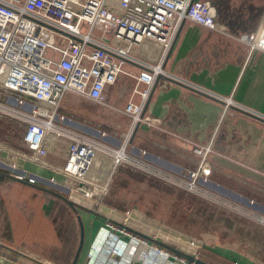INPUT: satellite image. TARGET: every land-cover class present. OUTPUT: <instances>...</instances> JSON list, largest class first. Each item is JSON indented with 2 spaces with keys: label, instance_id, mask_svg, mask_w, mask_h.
<instances>
[{
  "label": "built area",
  "instance_id": "built-area-1",
  "mask_svg": "<svg viewBox=\"0 0 264 264\" xmlns=\"http://www.w3.org/2000/svg\"><path fill=\"white\" fill-rule=\"evenodd\" d=\"M184 21L230 35L207 0H0V117L8 116L24 127L19 147L0 145L4 153L0 161L9 174L36 183L34 174L16 161L53 172L59 177H51L49 182L64 186L70 200L72 196L89 199L98 206L91 208L100 212L117 170L127 166L168 184L177 185V181L187 191L234 209L200 185L212 171L208 157L213 153L215 134L235 109L230 96L209 94L221 109L208 139L192 146L197 161L186 174H170L127 150L136 126L142 123L161 128L159 118L145 114L146 104L157 78L171 79L162 64ZM95 29L103 36H96ZM235 37L246 45L248 53H264V15L253 31ZM146 41L163 49V55L150 63L132 54L133 48ZM127 63L139 67L132 91L138 98L129 99L122 112L130 119L129 129L122 133L103 131L104 136L118 141L114 145L102 142L67 124L71 118L60 110L65 95L71 92L104 105L107 87L125 74L123 65ZM49 157L63 163L56 165ZM103 215L105 224L99 235L107 242V254L100 262L110 259L114 264H125L121 259L127 254L129 264H133L141 259L142 249L155 256V262L156 256L168 258L167 252L147 243L146 238L168 242L180 251L187 248L197 258L196 250L171 232L142 234L125 223L130 217L127 213L120 220L108 212ZM247 216L264 226V215ZM96 254L94 249L89 256ZM181 263H185L183 257L176 264Z\"/></svg>",
  "mask_w": 264,
  "mask_h": 264
},
{
  "label": "crops",
  "instance_id": "crops-1",
  "mask_svg": "<svg viewBox=\"0 0 264 264\" xmlns=\"http://www.w3.org/2000/svg\"><path fill=\"white\" fill-rule=\"evenodd\" d=\"M207 1L215 7L218 20L227 27L230 35L190 21L183 22L164 61L163 69L171 79L157 78L145 109L147 116L162 121L161 128L154 129L141 123L134 130L127 150L157 167L178 175L186 174L197 161L192 146L208 139L221 109L220 103L209 94L230 96L235 109L215 134L213 153L208 157L212 171L200 180V185L235 207L213 205L205 199L207 207H194L205 214L207 221L199 225V219L189 214L188 223L191 224L181 234L185 241L196 243L197 258L207 263L264 264V251L257 248V234L264 233V229L258 227V221L247 216L264 215V53H248L246 45L235 37L255 29L264 15V0ZM152 45L149 41L144 42L145 49L154 48ZM123 70L132 75L122 74L107 87V91L119 89V99L123 95L119 81L126 76L134 85L133 76L139 67L127 63ZM2 157L4 153L0 151ZM48 159L56 165L63 163L53 157ZM16 162L34 174L36 183L31 185L0 174V257L12 264H71L79 243L80 228L76 213L55 195L62 194V190L67 193V190L57 182H49L51 177H59L55 173L28 162ZM0 165L5 167L1 161ZM185 195L189 197L185 210L190 213L193 198L204 200L198 194L185 192ZM53 198L63 203L74 216L75 223L70 228L63 229L53 222V205L47 200L53 201ZM74 198L76 201L71 198L72 202L83 207L78 208L77 213L84 229L82 249L75 264H96L97 257L102 256L97 261H103L107 254V242L99 235L105 218L89 210L86 205L91 200ZM212 224L219 232L213 233ZM168 232L170 230L165 234ZM142 234L148 235V232ZM146 241L158 245L167 252L168 258L156 256L155 262V256L142 249L141 259L135 264H168L169 261L176 264L182 257L167 248L173 247L168 242L156 243L147 238ZM94 249L97 254L90 258ZM186 249L182 251L193 254ZM129 258L125 254L121 260L129 264ZM183 258L187 264V259ZM104 263L114 264L110 259Z\"/></svg>",
  "mask_w": 264,
  "mask_h": 264
},
{
  "label": "rangeland",
  "instance_id": "rangeland-1",
  "mask_svg": "<svg viewBox=\"0 0 264 264\" xmlns=\"http://www.w3.org/2000/svg\"><path fill=\"white\" fill-rule=\"evenodd\" d=\"M95 35L101 37L103 36V33L100 30L95 29ZM151 43L154 48L145 49L143 43L139 47L133 48L132 54L141 61L149 63L153 62L152 60L163 55V49L160 45L154 42ZM157 63L158 62L154 64ZM128 75L132 74L129 73L127 76ZM120 81L118 84L123 90L121 99L118 98L119 89H109L104 95L105 105H99L91 100L68 92L60 107L61 113H64L67 117L71 118L70 122H67V124L75 127L77 130L83 132V134L94 138L97 137L98 140L102 142H112L111 144L114 145L118 140H112L111 137L104 136L103 131L116 129L121 133L126 132L130 126V119L122 114L124 109L123 105H125L124 103L131 98L134 100H137L138 98L136 95H132L134 85L130 79L125 76V78H122ZM23 128V125H20L16 120L8 116L0 117V145L12 148L19 146L21 143ZM6 170L5 167L0 165V171L9 173V170ZM163 170L170 174L178 175L170 170ZM176 184L177 185L168 184L162 180L148 178L130 168L120 167L117 170L107 193L103 197L100 204L101 211L96 212L95 209H98V206L97 204L94 205V201H91V203L86 206L89 207V210H94L95 212L93 211V213L96 216H102L105 214L104 212H108L112 217L118 220H120L126 212L130 216L128 225L132 228L148 233H154L157 231L166 233L167 230H170L171 233L175 234L178 240L185 243L186 246H191L195 249L196 243L185 241L181 232L183 233V229L191 224L188 223L190 222L189 214H192L193 217L199 219V225L207 221L206 218H204L205 214L196 211L194 206L207 207L208 204L206 202V204L204 203V201H206L205 199L200 201L199 198H193V210L191 213L186 211L185 205H187L189 197L185 195V192L186 194L191 193V195H195V192L187 191V189L180 186L177 181ZM64 189L66 190V188ZM57 191L60 190L58 189ZM60 192L65 197L68 196V192L66 193L65 191L64 193L63 190ZM47 200L52 202L53 205L52 219L54 223L56 222L60 224L63 229H68L71 225H74L75 218L69 213L68 208H66L63 203L55 198H53V201L50 199ZM211 204H213V202ZM215 204L216 203L213 205ZM183 210H185L184 213ZM258 215L263 216L262 214ZM258 225L262 230L264 229V226L262 227L261 224ZM212 228L213 233L215 234L218 230L215 228L214 224H212ZM257 242V248L260 251H264V233L259 232L257 234ZM186 250L191 251L189 249ZM96 262V264H105L100 261Z\"/></svg>",
  "mask_w": 264,
  "mask_h": 264
},
{
  "label": "water",
  "instance_id": "water-1",
  "mask_svg": "<svg viewBox=\"0 0 264 264\" xmlns=\"http://www.w3.org/2000/svg\"><path fill=\"white\" fill-rule=\"evenodd\" d=\"M180 29V28H179ZM178 32H179V30H178ZM178 32H177V34H176V37H177V35H178ZM176 37H175V39H176ZM175 41V40H174ZM174 41H173V44H174ZM173 44H172V46H171V48H170V50H169V52H168V54H167V57H168V55H169V53H170V51H171V49H172V47H173ZM163 65V67H164V63L162 64ZM159 77H163V76H159ZM158 77V78H159ZM194 90H195V88H193ZM196 91H198L197 89H196ZM200 92V91H199ZM202 93V92H201ZM149 100V99H148ZM217 101V100H216ZM147 103H148V101H147ZM146 106H147V104H146ZM243 112H245V113H247L246 111H243ZM136 128H137V126H136ZM136 128H135V130H136ZM0 174H2V175H5V176H7V177H9V178H12V179H14V180H17V181H21V182H24V183H27V184H31L32 185V183H30V182H28L27 180H24V179H18V178H16V177H13L11 174H9V173H5V172H3V171H0ZM54 193V192H53ZM55 195L57 196V197H59L60 199H62L69 207H71V209L74 211V213H76V219H77V222H78V224H79V228H80V237H79V243H78V246H77V249H76V251H75V254H74V256H73V259H72V261H71V264H75L76 263V261H77V258H78V256H79V253H80V251H81V249H82V245H83V237H84V229H83V223H82V220H81V217H80V215L79 214H77V209L78 208H83L82 206H80V205H78V204H76V203H74V202H72L71 200H69L67 197H65V196H63L62 194H59V193H55ZM91 211V210H90ZM91 212H93V211H91ZM167 247V246H166ZM167 248H169L171 251H173L174 253H176L177 255H179V256H182V257H185L186 259H187V264H190L191 262H194V264H210V263H207V262H205V261H203L202 259H199V258H195L193 255H190V254H188V253H186V252H184V251H180V250H178V249H175V248H173V247H167ZM0 264H12V262L10 261V260H5V259H3L2 257H0Z\"/></svg>",
  "mask_w": 264,
  "mask_h": 264
},
{
  "label": "bare ground",
  "instance_id": "bare-ground-1",
  "mask_svg": "<svg viewBox=\"0 0 264 264\" xmlns=\"http://www.w3.org/2000/svg\"><path fill=\"white\" fill-rule=\"evenodd\" d=\"M74 197H75V196H73V197H71V198H72L73 201H76V199H75ZM81 200H82V199H79V201H81ZM104 213H107V212H104ZM128 221H129V219H126V220H125V223L128 224Z\"/></svg>",
  "mask_w": 264,
  "mask_h": 264
},
{
  "label": "flooded vegetation",
  "instance_id": "flooded-vegetation-1",
  "mask_svg": "<svg viewBox=\"0 0 264 264\" xmlns=\"http://www.w3.org/2000/svg\"><path fill=\"white\" fill-rule=\"evenodd\" d=\"M100 105V104H99ZM105 105V104H104Z\"/></svg>",
  "mask_w": 264,
  "mask_h": 264
}]
</instances>
